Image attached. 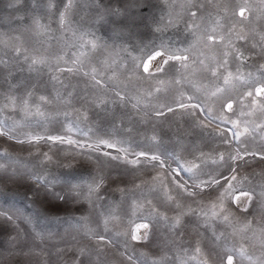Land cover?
Instances as JSON below:
<instances>
[{"label": "rangeland", "instance_id": "obj_1", "mask_svg": "<svg viewBox=\"0 0 264 264\" xmlns=\"http://www.w3.org/2000/svg\"><path fill=\"white\" fill-rule=\"evenodd\" d=\"M67 3L0 0V59L7 61L0 64V264H73L84 245L89 256L81 264H226L227 255L234 264H264V95H247L264 84V48L252 37L234 40L242 60L226 47L232 12L244 0H72L66 10ZM247 3L259 31L261 0ZM190 4L202 5L200 29L190 30L189 11L197 10ZM224 10L217 31L225 39L208 45L203 30ZM226 51L231 86L218 79L223 68L211 75ZM33 56L46 62L30 71ZM217 86L225 91L214 96ZM29 90L33 100L52 101L41 103L43 115L31 101L27 109L20 104ZM101 178L85 198L87 185ZM209 179L219 183L196 187ZM221 196L228 222L211 217ZM141 222H149V238L132 241L126 233ZM213 231L219 239L211 242ZM92 233L113 243L97 253ZM197 241L203 256L194 251ZM241 246L252 261L229 251Z\"/></svg>", "mask_w": 264, "mask_h": 264}, {"label": "snow or ice", "instance_id": "obj_2", "mask_svg": "<svg viewBox=\"0 0 264 264\" xmlns=\"http://www.w3.org/2000/svg\"><path fill=\"white\" fill-rule=\"evenodd\" d=\"M17 2H19V0H17ZM71 6H72V0H68V3L66 5V10L68 8H70ZM261 6H262V8H264V0H261ZM190 7L197 9L196 11H191V10L189 11V15L193 18V24L190 26V30L200 29V25L195 23V19L197 18V12L200 10L202 5L190 4ZM251 11H252V5L248 4L247 0H244L243 4H238L237 8L232 12V16L236 18L235 23L231 24L228 27L227 32H226V35L228 36V41H227L226 47H230L232 49V51H233V54L236 57H238L239 59H242V60L246 59V57H245L244 53L242 51H240V49L235 46V44L233 42L234 40L235 41L247 42L249 37H252L253 39H257V43L260 45L261 48H264V23H261L259 25L260 30L258 31L255 20L259 19V17H256L255 19L250 20L249 19V15L251 14ZM246 13H248V14H246ZM224 15H226V10H224L221 13L217 14L216 19L214 21V25L215 26L210 27V28H205L203 30L204 39L206 40L208 45L219 43L220 41L225 39V35L224 34H220L217 31L218 28H221V29L223 28V24L221 23V20L223 19ZM64 19H65L64 18V14L62 13L61 16H60L61 25L64 24ZM237 25H239V29L238 30H237ZM93 47H95L94 44H93ZM14 51H15L16 56L20 57L23 50L20 49V48H15ZM228 54L229 53L226 51L224 53V58L217 64L216 68H213L211 70V75L214 76V77L217 76V69L218 68H223L225 70V72L222 73L220 75V77H218V79H222L223 80V84L225 86H231L232 81L234 79L233 73L231 71H228V60H227ZM156 55H163V53H156ZM23 59L25 61H27V60H29V57L27 55H24ZM168 59H181V57L171 56V57H168ZM168 59H165L163 61V64H167L168 63ZM184 59H187V58L185 57ZM45 62L46 61H45V59L43 57L33 56V57H31V63L29 64V70L30 71L33 70L32 69L33 65L44 64ZM74 63H75V61H74ZM200 63L203 64V61H201ZM0 64L7 65V61H4L3 59H0ZM144 70L148 71L147 65L144 66ZM67 71L72 72L73 69L72 68H68ZM94 71H95V69H93V72ZM155 71L163 72L164 68L161 65V66H158L155 69ZM83 74L85 76L89 75V73H87V72H84ZM235 78L239 79V77H235ZM53 79H57V78L53 77ZM93 79H95V77H93ZM97 83H99V81H97ZM177 83H179V81H177ZM224 91H225L224 87L217 86L215 91L212 93V95L215 96L218 93H222ZM247 95L249 97H253L254 95L255 96L264 95V84H262V86H260V87L254 88L253 91H249L247 93ZM33 96H34L33 91H31V90L27 91L25 93V95L21 98L20 104L23 106L24 109H27L29 107V104H30V101H31L32 105H34L35 108H36V113L40 114V115H43V113L40 111L41 103H51L52 101H50L48 99V97L45 96V95H39L38 97H36L35 100H33ZM115 96L117 98H119L121 101H123L125 99L121 95L120 92H115ZM188 99L191 100L192 97H188ZM8 101H9V104L11 106H13V107L16 106L17 101H16L15 97H8ZM253 103H256V101L253 100ZM133 107H136V105H133ZM179 107L185 108V107H188V105L180 103ZM192 107L200 108L201 111H204V109L201 108L200 105H198V104L192 105ZM226 108L228 110H231L232 109V103H227L226 104ZM260 108H261L262 111H264V105H260ZM167 110L169 112H171V111H173V108L172 107H168ZM156 115L157 116L163 115V112L157 111ZM245 132H247V129H245ZM3 134H5L4 131H3V128L0 127V135H3ZM240 134L241 133H239V132L236 133L237 139L239 138ZM37 139H39V138H37ZM48 139L49 140H60L62 143L63 142L75 143L74 141H71V140L64 141L61 137H52V136H50V137H48ZM99 143L104 144V145H106L109 148L114 147V145L108 143V141L101 140ZM246 154H253L254 155V153H246ZM104 155L107 156V155H110V154L109 153H104ZM140 155L143 156V155H145V153H140ZM238 156H239V159H243L244 158L243 156H240L239 154H238ZM111 158L112 159H118V157H111ZM150 159L152 161H158L161 166H163V164H164V161L160 160V158L158 156H152ZM220 159L223 160V156H220ZM231 159L232 160H236L237 157L234 156V157H231ZM131 163H136V161H131ZM0 167H2V166H0ZM192 167H196V165H193ZM182 170L191 172L192 168L182 169ZM173 171H175V170H173ZM36 179L39 180V177H37ZM231 179L235 180L236 177L233 175L231 177ZM102 183H103L102 178L99 179V180H93L92 183H89L87 185L88 196L85 197V198H88L93 193L98 192V190L101 187ZM217 183H219V180L209 179L208 181H201V183L196 185V187L200 188V190L203 191V188L205 186L211 187L213 184H217ZM177 186L179 188H181L189 197H194L196 195L195 192L189 191L188 189L184 188V185H182V184H179ZM76 187H78V186H71L72 190L70 191V194L77 195V196L79 195V193L75 191ZM54 195H56L57 198L61 199V200L65 198L63 195H59V194H54ZM244 195L248 196V193H244ZM169 199L171 200L173 198L171 196H169ZM249 199H250V197H249ZM222 211L225 212V213L227 211V210L224 209V206H223V196H221L219 198L218 202H215V203H213L211 205V217H213V218L220 217L223 221L228 222L229 221V216L227 214H223L221 216V212ZM244 211H247L246 207H245ZM199 214H201V215H203L205 217L209 216V213L208 212H204L202 209L200 210ZM181 215H184V213L181 212ZM5 218L8 221L12 220L11 216H6ZM111 218L115 219L114 216L111 217ZM103 223H104V227H105V230H106L107 229L108 220H105ZM131 223L132 222L130 221V224ZM179 224H180V219L177 218L175 220V225H179ZM205 226H206V228L208 227L207 224ZM250 226H251V221H249L245 225V227H244V229H242V231H247V229L250 228ZM142 230H143V232H142ZM149 231H150L149 222L135 223L134 227L131 228V230L128 233H126V235L132 241H137V242H139V241H147L148 238H149ZM90 238H92L94 240V247H95L97 253L102 251L103 247L105 245H109V244L113 243L112 240H110L107 236H105L103 234L92 233ZM217 239H219V237L213 231L211 233L210 241L214 242ZM194 251H195V253L199 254V256H203L204 255L200 241H197ZM229 251L237 254L242 259H246L248 261H252L253 260V257L247 253V250H246V248L244 246H241L238 249L233 248V249H230ZM121 254L123 255V253H121ZM88 256H89V248H88L87 245H84L82 248H80L78 250V252L76 254V259L74 260L73 264H81V259L87 260ZM127 259L128 260H132L133 258H132V256L129 255V256H127ZM201 264H207V261L206 260H201ZM226 264H234V256L233 255H227L226 256Z\"/></svg>", "mask_w": 264, "mask_h": 264}]
</instances>
